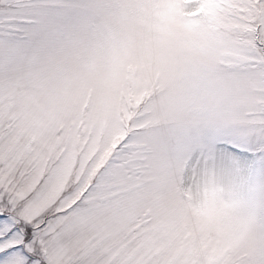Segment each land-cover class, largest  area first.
Segmentation results:
<instances>
[{
	"label": "snow or ice",
	"instance_id": "6c2138e0",
	"mask_svg": "<svg viewBox=\"0 0 264 264\" xmlns=\"http://www.w3.org/2000/svg\"><path fill=\"white\" fill-rule=\"evenodd\" d=\"M0 264H264V0H0Z\"/></svg>",
	"mask_w": 264,
	"mask_h": 264
}]
</instances>
